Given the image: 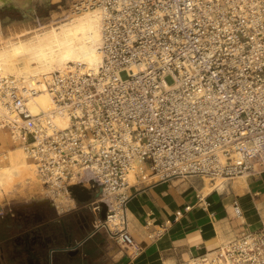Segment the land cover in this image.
Here are the masks:
<instances>
[{
    "label": "built area",
    "instance_id": "built-area-1",
    "mask_svg": "<svg viewBox=\"0 0 264 264\" xmlns=\"http://www.w3.org/2000/svg\"><path fill=\"white\" fill-rule=\"evenodd\" d=\"M94 2L104 9L97 73H56L47 83L69 127L58 130L32 116L24 87L8 78L9 86L0 82V99L10 98L5 107L20 120H0V130L24 149L44 187L58 183L70 196L77 185L90 195L82 206L94 218L86 238L104 232L135 257L140 247L125 215L130 173L147 184L143 173L159 182L206 175L224 184L264 173V0ZM116 208L124 214L111 229L106 222ZM179 264H264V224Z\"/></svg>",
    "mask_w": 264,
    "mask_h": 264
},
{
    "label": "bare ground",
    "instance_id": "bare-ground-1",
    "mask_svg": "<svg viewBox=\"0 0 264 264\" xmlns=\"http://www.w3.org/2000/svg\"><path fill=\"white\" fill-rule=\"evenodd\" d=\"M11 1L15 6L26 9L35 0ZM77 1L82 3L78 8L75 7V2L72 4L74 11L70 16L53 11L48 23L38 27L25 24L27 27L17 26L4 33L0 23V82L9 86L11 82L8 78H14L12 83L17 88L24 87V106L27 111L32 116L37 115L41 123L45 124L47 120L53 122L58 130L69 127V114L65 109L56 108L47 83L56 77V73L61 78L69 72L96 74L104 57L101 50L103 6L93 5L97 3L94 0ZM57 18L61 19L56 21ZM132 70L135 72L136 67ZM9 99H0V120L8 124L16 121L19 125V116L5 107ZM5 135L9 137L7 132ZM12 147L0 153V204L9 202L12 198L28 200L31 196H49L59 214L73 208L74 202L68 192L60 190L58 183L44 187L38 177L36 165L28 160L24 149L20 146ZM238 157L237 154L232 156L234 163L239 160ZM143 176L146 182L157 181L156 176L148 178L144 173ZM247 176V173H243L235 176L236 179L232 178L235 180L234 188L242 189L246 185ZM201 178L203 183L198 193L203 201L208 194H216L225 187L221 178L211 179L206 175ZM128 182L130 186L138 184L132 173L128 176ZM233 210L237 215L238 209ZM122 214L123 210L116 208L109 214L107 226L111 229L118 226Z\"/></svg>",
    "mask_w": 264,
    "mask_h": 264
},
{
    "label": "crops",
    "instance_id": "crops-1",
    "mask_svg": "<svg viewBox=\"0 0 264 264\" xmlns=\"http://www.w3.org/2000/svg\"><path fill=\"white\" fill-rule=\"evenodd\" d=\"M234 181L227 182L220 192L208 194L204 201L198 193L203 183L201 177L143 182L139 187L133 185L125 215L128 231L140 247L139 253L129 257V250L110 240L104 232H97L90 238L69 244L73 246L82 241L76 254H55L54 264H179L214 250L237 236L242 228H258L264 219V174L259 179L246 180L240 190L234 188ZM70 197L74 206L69 210L84 209V202H78L71 194ZM234 200L239 211L237 215L233 210ZM77 204L80 205L78 208ZM176 212L180 214L175 218ZM147 223L151 224L148 228ZM155 232L158 236L147 237ZM89 241L90 245L85 249L84 245Z\"/></svg>",
    "mask_w": 264,
    "mask_h": 264
},
{
    "label": "flooded vegetation",
    "instance_id": "flooded-vegetation-1",
    "mask_svg": "<svg viewBox=\"0 0 264 264\" xmlns=\"http://www.w3.org/2000/svg\"><path fill=\"white\" fill-rule=\"evenodd\" d=\"M94 218L89 210L79 208L72 218L65 219L56 233L46 225L54 222V210L49 205L29 204L15 209L7 216L6 239L0 244V264H54V244L63 237L66 244L84 239L93 225ZM58 227L62 232L58 233ZM65 244V245H66Z\"/></svg>",
    "mask_w": 264,
    "mask_h": 264
},
{
    "label": "rangeland",
    "instance_id": "rangeland-1",
    "mask_svg": "<svg viewBox=\"0 0 264 264\" xmlns=\"http://www.w3.org/2000/svg\"><path fill=\"white\" fill-rule=\"evenodd\" d=\"M77 0H35L34 2L31 1L30 4L27 6L24 10H19L17 8H11V7H1V10L6 11H14L16 13H8L0 16V23L2 26V30L4 33L8 29H14L18 27H27L25 26L29 24L34 25L38 27L39 25H42L44 23H48L50 13L56 12L60 14H64L65 16H70L71 12L74 11L72 4L76 2ZM33 2V3H32ZM80 12V11H75ZM61 18H57L56 21L60 20ZM6 130H0V153L2 151H6L10 148H13L9 141V138H7V135H5ZM28 161V160H27ZM262 174H249L246 178L255 180L259 179L260 175ZM238 178V177H237ZM236 179V178H234ZM232 181V180H231ZM143 184L138 183V185H135V187L142 186ZM35 197V198H34ZM40 196H31L27 199H17L12 198L9 200V202H2L0 204V226L6 225L7 222V216L12 214L15 209H19L22 207H25L29 204H44L49 205L53 208L54 214H58L57 210L54 207L53 201L49 197L39 198ZM52 201V202H51ZM80 205H76V208H78ZM77 210V209H76ZM76 210H68L63 213H60L59 217L66 216L68 214H72ZM104 234V233H101ZM103 236V235H102ZM103 238V237H102ZM90 242L85 243L84 248L88 249V246L90 245Z\"/></svg>",
    "mask_w": 264,
    "mask_h": 264
},
{
    "label": "water",
    "instance_id": "water-1",
    "mask_svg": "<svg viewBox=\"0 0 264 264\" xmlns=\"http://www.w3.org/2000/svg\"><path fill=\"white\" fill-rule=\"evenodd\" d=\"M1 7H11V8H17L19 10H24L20 7L15 6L11 0H0V8ZM68 191L70 194L80 203L87 201L90 198L89 194H86L84 191L81 190V188L77 185H72L68 188ZM101 210H100V219L104 220L106 217V206L101 203ZM78 250L69 252V255H74L77 253Z\"/></svg>",
    "mask_w": 264,
    "mask_h": 264
},
{
    "label": "trees",
    "instance_id": "trees-1",
    "mask_svg": "<svg viewBox=\"0 0 264 264\" xmlns=\"http://www.w3.org/2000/svg\"><path fill=\"white\" fill-rule=\"evenodd\" d=\"M8 14V13H16L14 11H4V10H1L0 11V16L4 15V14ZM75 213V212H74ZM68 214L66 216H62V217H56L55 214H54V222H50L46 225V228L49 230V231H52L54 230V234L56 233V224L57 226L60 225V223L63 221H65V219H70L72 218L73 214ZM62 232L61 228L58 227V233L60 234ZM7 233V230H6V226L5 225H2L0 226V240L6 235ZM66 242L64 241L63 237H58V243L57 244H54V247H58V246H62V245H65Z\"/></svg>",
    "mask_w": 264,
    "mask_h": 264
}]
</instances>
